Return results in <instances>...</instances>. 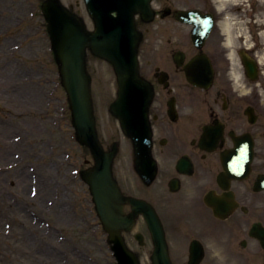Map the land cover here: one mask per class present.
Wrapping results in <instances>:
<instances>
[{
	"label": "flooded vegetation",
	"instance_id": "obj_1",
	"mask_svg": "<svg viewBox=\"0 0 264 264\" xmlns=\"http://www.w3.org/2000/svg\"><path fill=\"white\" fill-rule=\"evenodd\" d=\"M153 7L152 21L136 15L135 23L139 72L154 92L149 115L158 176L146 184L132 170V144L116 156L115 174L125 196L156 208L171 264H264V187L258 186L264 176V0H153ZM89 52L96 71L112 69ZM109 124L101 123L107 148L115 136L129 142ZM240 146L253 158L244 179L223 162ZM182 158L186 167L180 168ZM124 214L134 216L122 231L127 245L142 264H153L156 245L145 216L131 201Z\"/></svg>",
	"mask_w": 264,
	"mask_h": 264
},
{
	"label": "rangeland",
	"instance_id": "obj_2",
	"mask_svg": "<svg viewBox=\"0 0 264 264\" xmlns=\"http://www.w3.org/2000/svg\"><path fill=\"white\" fill-rule=\"evenodd\" d=\"M42 1L0 0V264H113Z\"/></svg>",
	"mask_w": 264,
	"mask_h": 264
},
{
	"label": "water",
	"instance_id": "obj_3",
	"mask_svg": "<svg viewBox=\"0 0 264 264\" xmlns=\"http://www.w3.org/2000/svg\"><path fill=\"white\" fill-rule=\"evenodd\" d=\"M44 10L50 22L49 28L52 33L57 57L62 63L64 85L70 94L76 127L79 130L81 140L90 143L97 150L88 92V76L86 75L84 65V50L88 36L85 35L82 25L67 13L57 1L49 0L44 6ZM110 41L112 42L111 49L104 48L102 53L115 61L120 83L124 90L131 89L133 85L135 86L136 78L133 73L123 70L125 62L117 40L111 39ZM114 110L123 121L127 120L128 115L125 114V110L127 109L122 100L114 105ZM131 133L137 136L136 132L131 131ZM95 175L91 181L94 188L96 187V201L98 202L101 214L109 217L112 214L111 210L113 206L111 205L112 197H109L108 194L111 193L115 199L116 190L112 185L108 158L101 157L99 159L98 171ZM114 214H117V212H114ZM121 255L122 257L118 254L120 264H136V261L126 251H122Z\"/></svg>",
	"mask_w": 264,
	"mask_h": 264
}]
</instances>
